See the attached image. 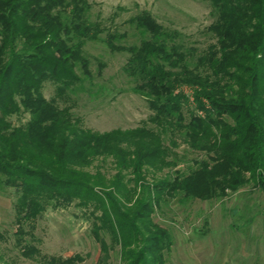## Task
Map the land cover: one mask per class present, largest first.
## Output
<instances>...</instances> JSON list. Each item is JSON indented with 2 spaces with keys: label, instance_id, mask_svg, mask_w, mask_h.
<instances>
[{
  "label": "trees",
  "instance_id": "trees-1",
  "mask_svg": "<svg viewBox=\"0 0 264 264\" xmlns=\"http://www.w3.org/2000/svg\"><path fill=\"white\" fill-rule=\"evenodd\" d=\"M201 1L213 42L197 53L146 11L127 21L139 43L122 46V35L90 19L88 0H0V187L16 196L21 256L81 264L79 254L46 256L34 245L42 213L74 203L91 209L97 264L116 246L120 264H165L172 236L156 210L224 199L249 183L264 190V0ZM96 41L128 55L122 70L151 112L142 126L93 131L65 104L92 78L84 46ZM19 114L28 118L14 125Z\"/></svg>",
  "mask_w": 264,
  "mask_h": 264
},
{
  "label": "rangeland",
  "instance_id": "rangeland-1",
  "mask_svg": "<svg viewBox=\"0 0 264 264\" xmlns=\"http://www.w3.org/2000/svg\"><path fill=\"white\" fill-rule=\"evenodd\" d=\"M88 1L90 19L122 35L116 45L139 43L142 37L127 21L141 11L149 12L165 30L177 32L187 50L199 53L213 42L207 31L213 16L208 3L201 0ZM84 51L92 78L81 82L75 93L68 92L70 99L65 104H74L73 114L93 131L142 126L151 112L144 98L132 91L133 83L122 70L128 55L111 52L103 41L87 42ZM99 64H103L100 71ZM43 94L52 98L54 87L45 83ZM27 118V114H19L10 120L19 125ZM104 171L107 177L114 174L109 161ZM15 199L13 188L0 187V233L4 236L0 241V264H42L21 256L13 245ZM90 210L74 203L48 207L36 221L34 245L42 255L65 259L79 254L83 258L81 264H97L100 253L91 233ZM153 220L171 232L172 245L164 252L165 264H264V190L252 183L220 200H194L186 205L172 202L162 211L156 210ZM118 248L110 253L108 264H120Z\"/></svg>",
  "mask_w": 264,
  "mask_h": 264
}]
</instances>
